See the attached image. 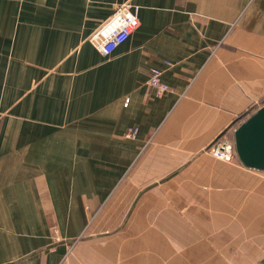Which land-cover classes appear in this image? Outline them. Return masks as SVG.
I'll return each mask as SVG.
<instances>
[{"label":"crops","instance_id":"0c3cea01","mask_svg":"<svg viewBox=\"0 0 264 264\" xmlns=\"http://www.w3.org/2000/svg\"><path fill=\"white\" fill-rule=\"evenodd\" d=\"M262 105L264 0H0V264H264V170L211 150Z\"/></svg>","mask_w":264,"mask_h":264},{"label":"built area","instance_id":"2783aa9c","mask_svg":"<svg viewBox=\"0 0 264 264\" xmlns=\"http://www.w3.org/2000/svg\"><path fill=\"white\" fill-rule=\"evenodd\" d=\"M138 25V6L131 2H124L114 7L112 13L93 29L86 40L98 53L107 56L122 44ZM160 75L161 72L158 69L149 70L148 84L155 89L156 94L169 91V86L161 80ZM236 128L237 126L230 127L214 140L211 150L215 157L225 161L238 160L234 142ZM135 134V128L129 130V136Z\"/></svg>","mask_w":264,"mask_h":264},{"label":"water","instance_id":"95a60500","mask_svg":"<svg viewBox=\"0 0 264 264\" xmlns=\"http://www.w3.org/2000/svg\"><path fill=\"white\" fill-rule=\"evenodd\" d=\"M234 142L237 157L243 165L264 170V105L237 126Z\"/></svg>","mask_w":264,"mask_h":264}]
</instances>
